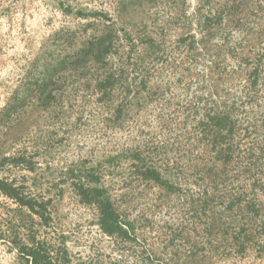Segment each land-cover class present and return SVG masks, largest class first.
<instances>
[{"label": "rangeland", "instance_id": "1", "mask_svg": "<svg viewBox=\"0 0 264 264\" xmlns=\"http://www.w3.org/2000/svg\"><path fill=\"white\" fill-rule=\"evenodd\" d=\"M125 3L0 0V180L45 213L0 189L4 228L66 249L67 264H264V205L209 203L192 170L215 161V123L206 113L216 99L242 123L236 149L264 141V84L256 92L249 87V66L264 52V0ZM218 11L235 13L237 25L202 30L203 19ZM107 15L121 44L113 66L129 39L143 51L141 63L122 66L130 91L100 100L93 81L84 87L94 75L88 63L84 76L61 79L58 101L47 107L28 98L3 109L16 92L23 96L22 83L41 70L43 58L96 38L110 23ZM259 197L264 201V191ZM106 199L127 234L103 231ZM11 246L0 240V264H27Z\"/></svg>", "mask_w": 264, "mask_h": 264}, {"label": "trees", "instance_id": "2", "mask_svg": "<svg viewBox=\"0 0 264 264\" xmlns=\"http://www.w3.org/2000/svg\"><path fill=\"white\" fill-rule=\"evenodd\" d=\"M125 2L126 0H120L122 8L127 6ZM235 16V13L229 16V13L225 14V12L218 11L214 16H207L203 19L201 28L209 33L218 24H222L223 21H227V25H237V23H234ZM106 18L110 21L109 25L93 40L83 43L78 49H72L67 55L57 58L51 56L52 59L43 58L41 70L36 69L35 72L32 70V76L25 83H22V91H20L23 96H19V92H16L18 95L15 94L3 109L12 111L16 106L22 105V102H25L28 98L36 99L40 105L47 107L51 102L58 101L57 97L60 92L58 85L61 79H66L67 74L70 75L71 73H74V75L80 73L84 76L88 63H91L94 67V75L93 77L90 76L89 82L84 84V87L88 89L90 82L93 81V91L100 94V100L111 98L117 90H124L126 93L130 91L132 85L127 82L122 66L133 59L136 64L141 63L144 59L143 51L139 53L134 40L129 39L130 46L127 54L124 56L118 55L119 66L115 68L110 58L115 53L119 54L120 38H117L119 35L114 28L117 23L115 19L108 17V15ZM253 35V32L249 33L247 40H252ZM249 67H251L249 87L256 92L259 88L258 83L264 84V52L256 57L255 63ZM121 80L125 82L122 88L118 87ZM75 90L77 89L75 88ZM212 102L213 104L208 109L206 117L215 123L213 142L217 146V155L213 157L215 161L210 166L205 165L202 169H199V165L192 167V170L197 171L195 173L201 177V179H198V183L202 188L205 201L222 205H264V201L259 197V191H264V141L256 139L246 145L244 149L241 148L242 145L237 146L238 149H236L232 142L235 137H238L237 134L242 128V123L233 118V109L226 102H220L217 99ZM240 139L243 140L244 138ZM235 152L239 153L241 157L236 159L237 161L234 159ZM244 159H246L245 162ZM232 161H236L234 163L235 167H232ZM148 172H150L151 178L159 177V172L155 167H151ZM84 187L82 185L83 189ZM0 189L41 217L45 216L41 209H37V206H39L37 202L26 196L24 192L19 191L13 184L0 180ZM91 189L100 194L104 192L100 187H92ZM101 206H103L101 216L106 220L102 227L103 231L110 235L115 232L127 234V230L123 229L124 223L120 213L111 204L110 200L102 201ZM5 225L0 213V240L7 241L12 245L11 247H15L19 256L27 264H67L68 251L66 249L61 251L53 249L46 240L37 239L36 237L25 241L9 226L5 229Z\"/></svg>", "mask_w": 264, "mask_h": 264}]
</instances>
